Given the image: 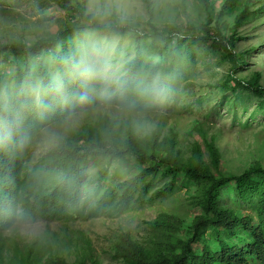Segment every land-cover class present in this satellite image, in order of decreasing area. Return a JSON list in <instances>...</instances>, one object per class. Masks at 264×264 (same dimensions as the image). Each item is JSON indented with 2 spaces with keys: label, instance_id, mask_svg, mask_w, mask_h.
<instances>
[{
  "label": "trees",
  "instance_id": "1",
  "mask_svg": "<svg viewBox=\"0 0 264 264\" xmlns=\"http://www.w3.org/2000/svg\"><path fill=\"white\" fill-rule=\"evenodd\" d=\"M53 1L67 9L73 3ZM145 1L152 17L153 0ZM203 3L209 10L203 36L172 33L153 24L145 34L121 24L101 23L81 11L80 22L55 35L32 44L0 45V264H83L86 258L100 264L91 245L79 238L76 244L84 247V255L80 261L68 260L74 243L66 229L50 238H37L6 258L10 247L6 233L19 222L34 219L68 224L102 214L121 215L172 195L178 176L184 184L198 187L194 205L199 213L184 228V236H173V220L157 218L150 222L157 234L149 242L120 232L113 243L114 257L125 264H264L262 165L225 173L219 150L212 144V162L199 149L185 159L177 154L175 142L163 136L162 126L143 132L129 119L107 116L87 120L70 135L59 137L33 164L28 163L44 127L107 101L110 93L145 110L155 108L162 93L176 94L194 65L199 43L224 51L233 71L241 68L242 57L233 52L235 34L224 33L221 21L243 3L235 19L237 27L264 5L259 6V0H225L214 16L209 0ZM117 29L133 31L134 39V55L118 79L108 83L82 75L77 43L88 34L111 36ZM234 83L264 100L258 77L234 78ZM129 158L140 169L119 181L103 180L109 171L106 167L98 174L89 173L99 160L120 163Z\"/></svg>",
  "mask_w": 264,
  "mask_h": 264
},
{
  "label": "rangeland",
  "instance_id": "2",
  "mask_svg": "<svg viewBox=\"0 0 264 264\" xmlns=\"http://www.w3.org/2000/svg\"><path fill=\"white\" fill-rule=\"evenodd\" d=\"M259 1L258 5H264V0ZM224 2L209 0L214 16ZM153 3L156 10L151 17L145 0H73L70 9L53 0H0V45L32 44L55 35L67 25L80 22L81 11L101 23L121 24L145 34L151 32L153 24L172 33L204 35L202 26L208 21L209 10L203 0H153ZM101 4L112 6L99 10ZM243 8L244 4L240 3L221 21L224 33L235 34L233 52L242 57L241 68L233 71L224 51L199 43L195 46L194 65L185 74V81L180 83L176 94L162 93L156 107L145 110L134 108L127 100L110 93L107 101L73 112L44 127L32 146L28 163L33 164L59 137L70 135L87 120L107 116L129 119L143 132L162 126L163 136L175 142L177 154L185 159L199 149L204 158L212 162V144L219 150L220 168L225 173H240L256 164L264 166V100L234 85V78L254 80L258 77L264 86V9L236 27L235 19ZM123 31L117 29L111 36L88 34L79 41L82 67L95 66L102 73L97 78L108 83L117 80L134 55L133 31ZM46 64L51 67V59H47ZM104 167L109 170L103 178L107 183L111 178L119 181L140 169L134 158L120 163L99 160L93 163L89 173L98 174ZM183 181L182 176L177 177V189L169 197L121 215L102 214L68 224L41 219L19 222L6 233L10 247L5 257H11L16 249L24 248L37 238H50L66 229L74 243L66 255L69 261H80L84 255V247L76 244L79 238L91 245L100 264H125L113 253V243L120 232L127 231L134 239L149 242L157 234L150 222L164 217L175 223L173 236H184V228L199 209L194 205L197 185ZM83 264L93 263L86 258Z\"/></svg>",
  "mask_w": 264,
  "mask_h": 264
},
{
  "label": "clouds",
  "instance_id": "3",
  "mask_svg": "<svg viewBox=\"0 0 264 264\" xmlns=\"http://www.w3.org/2000/svg\"><path fill=\"white\" fill-rule=\"evenodd\" d=\"M111 6L112 5L101 4L98 6V9L103 10L104 8H108ZM81 73L85 77H89V78H97V77H100L102 75V73L99 69H97L95 66H91V65H88V66H85L84 68H82Z\"/></svg>",
  "mask_w": 264,
  "mask_h": 264
}]
</instances>
